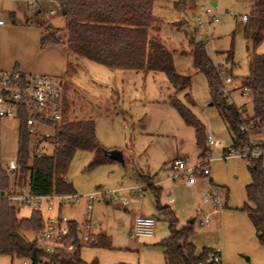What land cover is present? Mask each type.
Instances as JSON below:
<instances>
[{"label":"trees","instance_id":"1","mask_svg":"<svg viewBox=\"0 0 264 264\" xmlns=\"http://www.w3.org/2000/svg\"><path fill=\"white\" fill-rule=\"evenodd\" d=\"M186 0L174 2V8L181 11ZM64 14L61 29L51 28L40 23L38 47L59 46L64 52L66 62L61 78L62 93L67 89L66 79L74 73V65L79 58H84L108 68L161 71L173 89L168 96L169 105L175 110L182 123L193 130L198 157L207 152L203 143L202 123L191 110L176 98L175 94L184 91V99L190 105V75L178 73L172 65L171 50L164 42L150 31L156 32L158 21L151 14L152 0H58ZM180 26L179 21L171 23ZM264 34V0H251L249 11L242 23L241 36L245 42L247 54V74L240 79V87L246 88L250 97L251 115L243 117L242 109L236 107L223 95V84L219 71L224 69L231 76L230 70L214 65L206 55L203 41L193 35H187L188 52L191 63L203 75L210 105L214 106L222 121L233 149L246 147L251 136L258 135L264 127V52L255 53ZM183 54L184 51H179ZM232 47L224 51V61L231 62ZM64 95V94H63ZM66 100L62 96V117L53 124L52 133L45 138L51 145L49 153L36 156L29 149L30 135L24 125L23 114L18 115L16 166L12 178L0 168V191L3 193L12 183L15 188L27 185L33 195L61 194L72 192L71 183L64 177L67 165L76 150L86 149L92 152L89 167L112 161L103 155V147L98 143L94 123L91 119L67 120ZM243 126L245 129H241ZM226 150L223 148V153ZM246 161V170L250 181L245 186L246 200L244 211L251 222L255 237L264 245V169L259 159ZM194 174H199L194 171ZM152 194L156 213L166 222L167 236L157 245L162 248L164 264H200L210 248L201 247L196 253L189 241L192 235L191 223L178 226V219L168 205L159 202L160 188L152 184L146 187ZM42 225L41 213L31 209L26 218H17L15 210L8 206L6 197L0 195V254L12 258L25 259L30 264H39L46 258L48 264H97L96 259L89 262L81 260L77 243V225L67 220V235L63 244L72 243L74 250L64 247L55 249L51 254L37 250L35 242L27 239L23 233H36ZM89 245L110 248L108 237L103 233L94 234V241ZM125 264V263H116Z\"/></svg>","mask_w":264,"mask_h":264},{"label":"rangeland","instance_id":"2","mask_svg":"<svg viewBox=\"0 0 264 264\" xmlns=\"http://www.w3.org/2000/svg\"><path fill=\"white\" fill-rule=\"evenodd\" d=\"M173 1L153 0V13L159 18V37L161 40L171 49H184L187 51L188 37L183 32V28H186L189 36L193 35L197 40H201L204 43L206 27L203 26L197 31L192 27V19L195 14L194 8L198 9L200 0H186L184 2L181 11L183 15L178 20L182 28L179 29H174L168 24L174 16V12L170 8ZM216 2L212 11L221 21L210 23L208 28L211 32L212 42L211 45L209 44L205 47V52L212 61L223 63L222 52L228 50L230 46L232 47V60L228 63V69L238 83L235 82L237 87L235 89L230 86L225 87L228 90L227 97L236 107L242 109L243 117L250 116V97L242 94L239 88L240 79L247 74V54L244 40L239 31L238 15L248 13V1L216 0ZM54 7L55 2L40 0V12L29 16L22 0H0V12L7 9L13 10L17 18L15 25H24L31 30H28L24 35L22 34L24 37L37 33L39 38L40 28L38 25L40 23L49 25L54 29H61L64 25L61 12L56 9L53 14L48 13V10ZM225 12H233L235 16H229ZM28 17V21L25 22L24 19ZM187 19L189 22L187 23L189 24L188 26L184 23V20L186 22ZM177 52L172 55L173 64L180 70V73H188L190 75L189 96L193 103L191 105L187 103L181 92L175 96L202 123L204 132L211 134L214 139L220 142V146L210 148L211 154H217L221 146L229 145L228 133L224 125L221 124L214 106L206 105L207 92L203 75L192 68L191 57L188 53L179 54ZM75 67L76 71L71 78L72 86H69V99L71 98L73 101L74 110L71 114L65 113L66 119L72 120L73 118L79 119V117L91 116L97 141L105 145H117L118 148L116 149L122 151L123 162L108 161L89 167L88 164L92 158V152L86 149L76 150L67 165L64 177L71 182L76 194L80 195V197L72 205H63V213L67 218L72 216L78 222L83 223L84 196L94 190L107 193L116 190L117 196H123L127 199L126 206L121 207L118 201L110 202L108 198L103 199L100 195H95L92 200V230L99 226L98 228H101L103 232L111 236L112 245L122 248L115 251H129L126 248L134 244L132 239L140 240L128 235L132 219L131 212L140 211L141 215H143L147 211L156 218L153 229L154 236H159L160 232L166 236V224L162 218L157 217L154 213L150 191L147 189L138 192V186H134L135 177L138 174H146L141 176L142 186H145L146 181L150 178L147 175L149 174L156 177L158 181H163L162 186L166 187L170 180V174L161 168L163 158L165 156H174L176 153H185L189 151L190 147L192 150L194 147L192 128L182 123L167 101V90L165 88L167 82L164 74L159 71L154 75L151 74L153 76L148 75L149 72L147 75L134 74L131 76L126 81L127 83L122 92H118L119 99H122L119 102V106L126 113L122 115L112 111L110 107V92L108 89L114 84L113 81L108 82L103 77L98 76L99 70L96 67L105 68L84 58H79ZM60 81L63 83L64 79L60 78ZM115 83L118 85L116 81ZM39 130L51 134L48 128L41 127ZM17 136L18 120L15 117L0 118V168L3 170H5L8 160L16 157ZM258 138H264V127L261 128L258 135L251 136V139ZM203 143L208 151L204 139ZM175 147L179 151L175 150ZM29 149L33 151L31 138ZM41 151L49 153L51 145L44 141ZM190 159L191 157L189 156L187 165L190 164ZM236 160L239 161V167L237 166L239 170L245 167L246 161L244 159L238 158ZM167 177L169 178L167 179ZM181 179L180 177H175L174 180L177 183H182L179 182ZM26 188L27 185L24 189ZM118 190L120 191L118 192ZM166 190L165 194L163 193L165 198L170 196L174 199L179 198L185 201L190 199L187 191L181 186H178L175 190ZM167 192L169 193L167 194ZM208 207V204L202 203L200 196L199 199L194 200L192 213H186V207L182 206L183 213L181 216L185 217L184 222L193 217V230L197 231V233H202L208 228L199 223L203 212H206ZM23 235L27 239L33 237L32 232H24ZM90 251L92 249L83 246L81 255H88L91 253ZM133 254L136 257L140 256V253H136V251ZM24 261L26 264H30L28 263L29 261ZM2 262H4V258H0V264H3ZM22 262L23 260L18 258H13L12 260V264H21Z\"/></svg>","mask_w":264,"mask_h":264},{"label":"crops","instance_id":"3","mask_svg":"<svg viewBox=\"0 0 264 264\" xmlns=\"http://www.w3.org/2000/svg\"><path fill=\"white\" fill-rule=\"evenodd\" d=\"M176 1L177 0H174L171 3L170 8L173 10L174 16H173L172 21H169L168 24L170 25V27L174 29H179L182 27L180 26L174 27L171 25L172 22L178 21L179 17H182L183 15L182 14L183 12H181L182 10L181 11L175 10L174 2ZM212 1H214L216 5L217 3L216 0H211V2ZM247 1L249 5L251 0H247ZM193 6H194V3H193ZM151 14L158 21V25H157V31L156 32L150 31V34L152 35L155 34L159 37V18H157L153 13V0L151 4ZM246 14L247 13H242L238 15L240 34H241V27L243 23L240 17ZM234 16L235 15L233 14L232 17ZM16 19L17 18L15 16V12L11 9L3 10V12H0V21H1L0 23V70L15 69L23 74H48V75H53V76H57L61 78L64 73V64L66 62L62 48L59 46H54V45H48L43 48H39L38 47V34L34 33L32 35L30 34L29 36H25V37L22 36V34L23 35L26 34V32H28V30L30 29L24 25H20V24L15 25L17 21ZM28 19L29 17L25 18L24 21L27 22ZM184 23L186 24V26H188L189 25L187 24L189 23L188 19L186 22L184 20ZM183 32L184 34H187L188 30L186 28H183ZM211 42H212V39H211ZM211 42H210V45H211ZM164 46L167 49L171 50V58H172L173 53L176 51H178L177 53H179V51H184L183 54H186V53L189 54L188 49L187 51H185L184 49L174 50V49H171L165 42H164ZM263 52H264V34H263L261 42L255 48V53L260 54ZM216 53H220V52H216ZM221 57L223 59V63L212 61L213 64L221 65L222 68L228 69L229 68L228 62H224V51L222 52ZM90 62H93V61H90ZM75 64L76 63H73L74 70L76 71ZM172 65H173L174 70L180 73V70H178L173 64V59H172ZM101 66H103L105 69H100V67H96L99 70L98 76L103 77L108 82L113 81L114 83L108 89V91L110 92V102H109L110 107L112 108V111L121 113L122 115L125 113V110H123L121 106H119V102H121L122 99H119L118 92H122L124 86L127 83L126 81L134 74L147 75L149 72L148 75L153 76L154 74H156V72H159V71H147L143 69L133 70V69L108 68L104 65H101ZM191 66L196 72H199L198 69L194 67L192 64ZM74 73L69 78L66 79L67 89L63 93L64 94L63 97H64V100H66V105H67V108H66L67 114L73 113V110H74L73 101L71 98L69 99L70 97L69 86L70 87L72 86L71 78L73 77ZM231 78H232V81L231 83L225 86L226 88L230 86L233 89V86H235L236 84L235 82L237 81L236 79H234L232 75H231ZM115 81L118 83V85H116ZM166 82H167L165 84V88L167 90L166 97H168L169 95L173 93V89L168 83L167 79H166ZM188 92H189V89H188ZM206 92H207V89H206ZM181 93L184 95V91H181ZM245 95H248V94H245ZM205 101H206L207 106H211L209 104L210 102L208 99V93H207V97L205 98ZM79 119H91V116L79 117ZM221 124H223L222 121H221ZM177 129L179 130V128ZM94 132H95V128H94ZM205 134L207 133L204 132V136ZM193 140H194V135H193ZM99 144L104 147L103 149L118 148V146L115 144L105 145L102 142H100ZM228 146L229 145L221 146L217 154H214V153L211 154L210 161L207 164V167L209 169V174L207 176H202L200 174L195 175V180L190 185L185 184L183 179L179 181L182 183H177V181L174 180L175 177H172V172L170 171V168H169V162L174 158H181L184 160V163L186 166L190 167V166L195 165L198 162V158H199L198 150L195 146V142H194L193 150L190 147L189 151L185 153L184 152L176 153L174 156L173 155L171 157L165 156L163 158V161L161 162V168L165 170V172H168L170 174L169 176L170 180L168 181L169 183L167 184L166 187L162 186V184L164 183L163 181H160V180L158 181L156 177H153L152 175L150 176L149 174L147 175L150 178L146 181L145 186H142L143 181L141 179V176L146 175V174H138L135 177L136 182L134 183V186H138V189H137L138 192L147 190L146 187L149 184H152L155 187H159L160 188L159 202L162 205H168L170 207V209L173 211V213L178 219L179 227L185 225L186 223L190 224L189 220L184 222L185 217L181 216L183 213L182 206L186 207V211H187L186 213H189V214L192 213L193 207H194V200L199 199V197L202 196V194L208 189L209 185L219 186L222 190V194L224 197V206L220 210L215 211V212H210V206H209L208 210L206 212H203V214L209 213V215H208V221L206 223H202V225L206 226L208 229L204 230L202 233H197V231L193 230L192 223L194 221V218L192 217L193 219V221L191 222L192 235L189 237V241L194 245L196 253H198L201 247H207L210 249H218L220 253V264H264V245L258 243L255 237L254 229H253L251 222L249 221L246 213L241 210V207L244 204H247L248 206H252V204L246 200L245 190H244L245 186L250 181L248 172L246 170V163H245V167L239 170L238 169L239 161L236 160L239 157L222 156L223 148L225 149ZM216 147H213V148H216ZM175 150L179 151L177 147H175ZM120 152L122 155V151ZM189 156L191 157L190 162H189L190 164L187 165V160L189 159ZM122 160H123V157H122ZM236 174H238V176H236ZM169 177H167V179ZM178 186L183 187L184 190L187 191V194L188 196H190V199H187L185 201L179 198L174 199L173 197H170V196H166L165 198V195H163V193L165 194V192L167 191L166 189L175 190L176 188H178ZM24 187H18L15 189L23 190ZM72 190H73L72 192L76 193L73 186H72ZM119 191L120 190H118V192ZM237 191H238V194H237ZM168 193L169 192H167V194ZM168 198H171L172 200L169 201ZM151 204L154 209L153 197H152ZM62 206L63 205H61L60 207L54 206L50 210H46L43 208L41 209V212H40L41 216L46 217V216H51V215H56V214H60V215L63 214L65 216L62 210L63 209ZM30 211L31 209L28 207H19L17 210H15L16 217L26 218L29 216ZM82 212H83V202H82ZM131 213H132L131 214V217H132L131 226H132L134 217L136 215H141L142 213H140V211L131 212ZM154 213L156 214L157 217H160L156 213L155 209H154ZM143 215L152 216L154 218V225H155L156 218L152 214L146 211L143 213ZM67 220H71L76 223L77 234L79 235L81 233V227L83 223L78 222L72 216L67 218ZM154 225H153V229H154ZM131 226H130V229H131ZM98 227H95L94 230H92V232H94L95 234L103 233L106 237H108L109 242H110V248L107 249V248H99V247H94L91 245H86L84 247L90 248L92 249V251H90L91 253L88 255L86 254L81 255V250L83 249V246H81L78 250V256L81 260L85 262H89L92 259H96L97 264H116V263L164 264L163 256H162V248L158 246L157 243L162 238L166 237L168 232H165L166 236H164V234L161 232L159 236H154L152 232V235L149 237H133L130 235V231H129L128 235L130 237L138 238L140 240L132 239V243L134 244L126 248V249H129V251L120 252L121 250L120 251H115V250L122 249V248L112 245L111 236L103 232L101 228H98ZM33 236H34V233H33ZM134 251H136V253L137 252L140 253V256H139L140 258L136 257V255L133 254ZM0 258H4V262H2L3 264H12V260H13L12 257L8 255L0 254ZM21 260H23L24 262V263L22 262L21 264H26V262L24 261L25 259H21Z\"/></svg>","mask_w":264,"mask_h":264},{"label":"built area","instance_id":"4","mask_svg":"<svg viewBox=\"0 0 264 264\" xmlns=\"http://www.w3.org/2000/svg\"><path fill=\"white\" fill-rule=\"evenodd\" d=\"M31 16L40 12V0H22ZM55 2V7L48 10L49 14H53L55 10L61 11L58 0H49ZM195 7V6H194ZM214 7L211 0H200L198 9L195 8L192 19V27L196 31L206 27L204 31L205 40L204 47L211 42V32L209 30L210 23L220 22L214 13ZM229 16H233V12H225ZM246 15L240 17L244 22ZM1 23V21H0ZM219 77L223 84V95L228 96V90L225 86L231 83L232 78L226 74L224 69L219 71ZM233 88H237L233 86ZM242 94H247L246 88L240 87ZM62 83L60 77L48 74H23L15 69L0 70V118L15 117L18 119L19 114H23L24 125L31 137L33 143V152L39 156L42 151L41 147L44 139L50 134L41 132V127L48 128L51 133L53 124L60 122L62 113ZM241 129H245L243 126ZM204 141L208 147V151L193 166H186L181 158H174L169 162V168L172 177H180L184 179L185 184L190 185L195 180L194 171L202 176L209 174L207 167L211 157V149L220 145V142L207 133ZM222 156H235L244 160L259 159L264 169V138L250 139L246 147L233 149L230 146L225 148ZM15 158L9 159L5 168L7 175L12 178L15 170ZM116 190L110 192L94 190L84 196V222L81 227V233L77 235V243L79 246L89 245L94 241V232H92V200L95 195H100L108 201H118L121 207H125L127 199L123 196H117ZM2 195L6 197L8 206L17 210L19 207H28L41 212V209L50 210L54 206L72 205L78 201L80 195L74 192L61 194L33 195L28 188L25 190H17L10 183ZM171 201V198H168ZM202 203L210 206V212L220 210L224 206V197L219 186L209 185L208 189L201 196ZM209 213H204L200 219V224L208 221ZM67 218L63 215L56 214L42 217V225L38 232L34 233L31 238L35 242L37 250L46 254H51L55 249L64 247L66 251L74 250L72 243L63 244V239L67 235ZM154 218L148 215H136L130 229V235L133 237H149L152 235ZM24 263V262H23ZM41 264H48L46 258L40 259ZM200 264H220V253L218 249H210L204 261Z\"/></svg>","mask_w":264,"mask_h":264},{"label":"water","instance_id":"5","mask_svg":"<svg viewBox=\"0 0 264 264\" xmlns=\"http://www.w3.org/2000/svg\"><path fill=\"white\" fill-rule=\"evenodd\" d=\"M211 5L214 7L215 6V2L212 1ZM61 14H64L63 9H61ZM210 104V103H209ZM103 155H105L108 159L112 160V161H116L119 163H122V155L121 152L118 149H103L102 150ZM0 195H2V191H0ZM193 221V219H189V222L191 223Z\"/></svg>","mask_w":264,"mask_h":264}]
</instances>
